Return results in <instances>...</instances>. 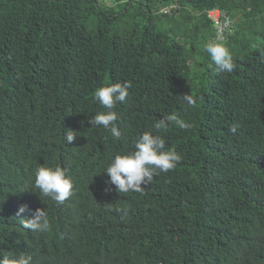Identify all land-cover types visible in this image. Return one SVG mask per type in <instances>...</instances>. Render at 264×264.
<instances>
[{"label":"trees","instance_id":"obj_1","mask_svg":"<svg viewBox=\"0 0 264 264\" xmlns=\"http://www.w3.org/2000/svg\"><path fill=\"white\" fill-rule=\"evenodd\" d=\"M109 1L0 0V252L31 264H264V0ZM213 9L234 24L231 73L205 51ZM124 81L117 139L90 120L107 111L96 89ZM172 114L191 128L155 129ZM145 131L182 159L140 192L116 191L105 171ZM40 166L67 169L63 203L35 186ZM20 205L44 209L50 229H26Z\"/></svg>","mask_w":264,"mask_h":264},{"label":"clouds","instance_id":"obj_2","mask_svg":"<svg viewBox=\"0 0 264 264\" xmlns=\"http://www.w3.org/2000/svg\"><path fill=\"white\" fill-rule=\"evenodd\" d=\"M205 51L211 58L217 73H231L234 71L235 64L232 55L223 42H218L216 33L215 39L206 43ZM131 86L130 81H124L123 83L117 82L97 88L94 99L107 111L96 113L90 123L103 126L111 132L113 137L119 139L121 133L115 124V121L118 120V114L113 109L117 103L125 101ZM182 98L190 105L195 103L190 96L184 95ZM170 121L182 130L191 128V124L186 123L175 114L159 119L154 127L157 130L164 129ZM75 133L72 130H67L65 133L66 142L71 143L77 136ZM181 159V155L174 148L166 149L165 140L162 136L145 131L135 139L134 151L114 156L105 171L109 177L106 183L114 185L116 191L119 190L123 193L129 191L140 192L142 191V184L147 185L150 183L154 175L159 172L174 169ZM34 182L43 196L50 197L57 204L63 203L73 192V183L67 175V169L60 166L37 167ZM26 212L31 213L30 218L23 219V226L26 229L40 233L50 229V221L44 209L38 208L33 211L27 205H20L17 216ZM0 264H31V256L15 253L11 250L0 252Z\"/></svg>","mask_w":264,"mask_h":264},{"label":"built area","instance_id":"obj_3","mask_svg":"<svg viewBox=\"0 0 264 264\" xmlns=\"http://www.w3.org/2000/svg\"><path fill=\"white\" fill-rule=\"evenodd\" d=\"M207 18L212 21L218 42H224L233 35V22L227 13L213 9L207 12Z\"/></svg>","mask_w":264,"mask_h":264},{"label":"rangeland","instance_id":"obj_4","mask_svg":"<svg viewBox=\"0 0 264 264\" xmlns=\"http://www.w3.org/2000/svg\"><path fill=\"white\" fill-rule=\"evenodd\" d=\"M101 2H104V3H106V4H110V1L109 0H100ZM169 9V8H168ZM168 9H166V10H168Z\"/></svg>","mask_w":264,"mask_h":264}]
</instances>
